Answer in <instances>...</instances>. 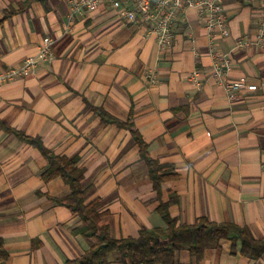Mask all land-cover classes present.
<instances>
[{"label": "crops", "instance_id": "1", "mask_svg": "<svg viewBox=\"0 0 264 264\" xmlns=\"http://www.w3.org/2000/svg\"><path fill=\"white\" fill-rule=\"evenodd\" d=\"M229 34L212 33L187 6L161 45L141 22L103 0L69 18L68 0H0V69L37 53L47 37L54 58L32 76L0 86V237L6 264H64L96 238L58 198L70 192L61 176L46 179L53 154L84 169L86 202L98 201L114 238L165 227L158 211L172 200L178 223L199 216L247 226L264 236V45L253 41L259 4L225 0ZM250 41L237 45V41ZM224 55L222 80L213 53ZM197 74L199 84L190 81ZM224 81H243L230 100ZM132 119L150 157L176 176L157 195L132 132L111 120ZM18 133H21L18 134ZM232 252L224 238L196 259L177 250L169 264H264ZM107 264H129L119 250Z\"/></svg>", "mask_w": 264, "mask_h": 264}, {"label": "trees", "instance_id": "2", "mask_svg": "<svg viewBox=\"0 0 264 264\" xmlns=\"http://www.w3.org/2000/svg\"><path fill=\"white\" fill-rule=\"evenodd\" d=\"M111 120L132 132L139 144L140 156L148 164L154 189L157 195H160L161 183L176 176L173 166L149 156L147 144L135 129L131 118L127 121L113 118ZM36 144L49 162L44 177L49 179L53 176H61L70 187V192L58 198V202L80 217L82 221L78 228L80 233L91 234L96 238L86 252L67 260L64 264H107V256L114 250H119L123 261L129 264L173 263L175 252L181 249L189 250L196 259H200L206 249L217 247L224 238L231 240L233 253L237 252V245L240 244L239 251L245 256L259 258L264 254V236L254 237L247 226L229 221H214L206 216L197 217L193 223H178L168 210L172 200L161 202L158 206V211L166 223L165 227L142 229L136 237L114 238L110 234L106 213L100 211L98 201L85 200L88 189L82 186L84 169L77 165L78 159L55 155L40 142ZM8 256L0 237V264H6Z\"/></svg>", "mask_w": 264, "mask_h": 264}, {"label": "built area", "instance_id": "3", "mask_svg": "<svg viewBox=\"0 0 264 264\" xmlns=\"http://www.w3.org/2000/svg\"><path fill=\"white\" fill-rule=\"evenodd\" d=\"M70 4L69 18L74 19L85 9H94L103 0H68ZM246 3L259 4V20L256 25L253 41L264 45V0H242ZM225 0H111L112 7L119 15L129 21L141 22L158 37L161 45L171 43L173 37L172 25L178 14L187 6H195L201 21L216 35L229 34L228 16L225 13ZM53 42L51 37L45 38L37 47V53L26 56L18 65L0 69V86L17 78L32 76L36 73L41 61H50L54 58ZM250 41L238 40L237 45ZM215 61L213 72L220 81L229 68L224 55L212 52ZM190 81L199 84L197 74H191ZM224 87L230 100L237 97V91L243 88L254 89L255 84L246 85L243 81H224Z\"/></svg>", "mask_w": 264, "mask_h": 264}]
</instances>
